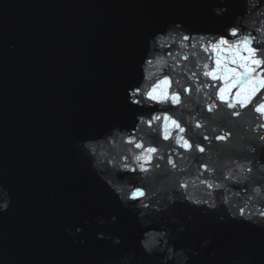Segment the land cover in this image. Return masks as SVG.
Instances as JSON below:
<instances>
[{
    "label": "water",
    "instance_id": "water-1",
    "mask_svg": "<svg viewBox=\"0 0 264 264\" xmlns=\"http://www.w3.org/2000/svg\"><path fill=\"white\" fill-rule=\"evenodd\" d=\"M213 6H219V0H0V185L11 197L9 209L0 213V264H104L138 248L136 214L121 207L77 143L119 127L127 130L123 140L94 145L102 163L117 143L124 154L129 149L134 154L143 152L152 167L162 163L160 148L165 160L171 156L178 162L179 154H187L173 141L180 135L188 137V125L179 121L185 128L181 134L169 120L165 129L164 117L175 119L174 109L179 106L170 101L167 106L150 101L149 109L131 105L128 89L140 79L139 64L151 35L175 22L193 32H218L244 11L243 0H228V12L220 17L212 13ZM215 70L213 60L210 71ZM258 71L264 76V63ZM168 79L171 95L175 81ZM210 83H215L217 92L225 87L218 77ZM239 91L238 85L230 87L228 99ZM261 96L264 89L251 103ZM138 111H148L146 120L159 119L151 127L135 128ZM200 140L201 147L208 144L203 137ZM149 147L158 150L149 154ZM207 153L205 148L200 155ZM137 174L138 170L119 169L116 180L127 182L126 178ZM214 194L223 196L225 189ZM227 194L245 198L247 184H232ZM146 196L145 192L133 203ZM113 215L115 224L109 222ZM174 216L187 227L170 243L197 252L190 264H234L235 260L264 264V226L230 219L217 223L186 206L177 207ZM97 217L105 220L102 227ZM161 224L174 235L179 227L171 219L154 222L152 227L159 230ZM77 226L83 231L69 236L66 228L74 231ZM100 231L121 237L122 244L98 240ZM209 237L211 242L200 250ZM81 239L85 243H79Z\"/></svg>",
    "mask_w": 264,
    "mask_h": 264
},
{
    "label": "clouds",
    "instance_id": "clouds-1",
    "mask_svg": "<svg viewBox=\"0 0 264 264\" xmlns=\"http://www.w3.org/2000/svg\"><path fill=\"white\" fill-rule=\"evenodd\" d=\"M227 4L228 0H219V6H213L212 13L217 17L223 16L228 12ZM243 9L218 32H193L181 22H175L147 40L146 51L139 64L140 79L128 89V99L131 105L145 109L152 107L150 101L162 106H167L170 101L172 106H179L174 109L175 119L164 117L165 129L169 120L179 126L181 134L185 128L181 127L180 120L189 127L187 138L180 135L173 141L187 153L179 154L182 158L178 162L171 156L165 160L164 149L160 148L158 160L162 163L152 167L143 152L134 154L129 149L124 154L122 145L117 143L111 157L102 163L96 157L94 145L100 142L112 145L118 138L123 140L127 130L119 127L101 137L77 143L98 179L115 195L121 207L136 214L140 227L138 248L127 251L119 260L107 259L104 264H190V257L197 252L170 243L177 240L187 227L186 222L181 223L174 216L179 206L209 216L217 223L230 219L264 226V111H257L264 106V96L251 103L253 96L264 89V76L258 71L264 63V0H243ZM224 36L229 39H222ZM213 60L214 72L210 71ZM168 77L175 81L171 95ZM217 77L225 82V87L218 92L215 83H210ZM233 85L240 86V91L229 100L228 89ZM242 89L247 91L242 92ZM218 102L223 103L218 105ZM147 113H136L139 123L135 128L144 124L151 127L159 119V116H154L152 120H146ZM200 137L208 141L204 147H201ZM163 139L169 140L167 130ZM215 140L223 143L217 144ZM185 142L190 147H185ZM124 143L133 141L124 140ZM193 144L195 149H192ZM205 148H208V153L200 155ZM157 150V147H149L147 153L153 154ZM171 150L176 152L174 147ZM119 169L133 173L138 170L139 174L126 178L127 182H120L116 180ZM159 176L165 178L158 180ZM245 183L248 187L245 198L238 200L227 194L230 185ZM218 189H225V195L214 194ZM145 192L146 199L133 203L137 197H144ZM137 193L143 195H134ZM10 204L9 191L0 185V213L6 212ZM162 219H171L174 224H179L175 235L163 224L159 230L152 227L154 222L159 224ZM116 221L117 217L111 216L109 222L115 224ZM96 223L102 227L105 220L97 217ZM66 231L69 236H76L83 227L77 226L74 231L68 227ZM96 237L111 241L113 246L122 244L121 237L103 231L97 232ZM210 242V237L204 239L199 245L200 250ZM79 243L85 241L81 239ZM211 255L215 256V252ZM234 264H241V261L235 260Z\"/></svg>",
    "mask_w": 264,
    "mask_h": 264
},
{
    "label": "snow or ice",
    "instance_id": "snow-or-ice-1",
    "mask_svg": "<svg viewBox=\"0 0 264 264\" xmlns=\"http://www.w3.org/2000/svg\"><path fill=\"white\" fill-rule=\"evenodd\" d=\"M234 86V85H233ZM244 91H247V89H242V92ZM257 111H264V106H261L260 108L257 109ZM166 119V118H165ZM171 124L175 127H179L178 125L175 124L174 121H171ZM185 147H190V145L187 144V142H185ZM139 147V145H138ZM134 195H143V193H137V194H134Z\"/></svg>",
    "mask_w": 264,
    "mask_h": 264
}]
</instances>
